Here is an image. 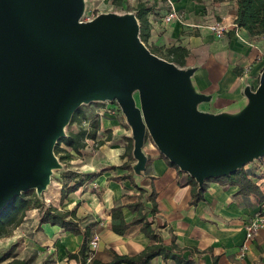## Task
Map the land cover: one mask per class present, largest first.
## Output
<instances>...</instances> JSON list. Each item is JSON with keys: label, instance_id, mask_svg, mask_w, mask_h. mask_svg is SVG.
Instances as JSON below:
<instances>
[{"label": "water", "instance_id": "95a60500", "mask_svg": "<svg viewBox=\"0 0 264 264\" xmlns=\"http://www.w3.org/2000/svg\"><path fill=\"white\" fill-rule=\"evenodd\" d=\"M85 0H0V212L29 190L42 195L58 140L82 105L117 101L131 129L133 169L156 148L203 187L264 157V68L236 113L199 105L195 67H179L140 38L134 11L83 20Z\"/></svg>", "mask_w": 264, "mask_h": 264}, {"label": "crops", "instance_id": "0c3cea01", "mask_svg": "<svg viewBox=\"0 0 264 264\" xmlns=\"http://www.w3.org/2000/svg\"><path fill=\"white\" fill-rule=\"evenodd\" d=\"M134 1L135 7L140 1L151 7L147 15L150 48L165 50L173 45L188 48L185 68H196L192 77L195 89L212 95L211 101L200 104L199 108L212 113L240 111L247 101L246 86L256 84L264 68V36L253 37L236 23L237 0H175L181 19L169 25L162 22L171 9L165 0ZM217 22L228 25L222 37L210 28ZM100 123L97 140L87 139L86 147L77 154L81 156L70 160L73 163L78 159V164L67 168L82 174H94V177L81 181L78 189L61 201L63 188L74 185L76 180H63L60 173L54 188L44 194L50 201L47 206L76 210L77 217L83 219L82 226L98 222L91 225V238L97 234L100 240L94 259L109 262L113 252L134 255L151 243L140 225L131 226L124 235L112 230V207L136 201L140 188H143L145 212L153 221V227L167 246L175 241L179 247L185 248L186 258L191 256L198 264H215V259L217 264H264V226L250 240L245 234L246 222L264 215V199L255 193L244 195L239 192V186L225 184L222 179H210L205 182V199L191 204L189 179L192 177L171 163L149 140L144 148L148 157L144 172L137 174L134 169H115L127 160L123 154L132 135L131 129L122 118L103 116ZM107 136H110L109 140L97 145L98 140ZM89 140L97 146L94 151L88 148ZM135 162L136 159L132 166ZM261 164L262 168L249 164L245 170L264 193V160ZM128 172L132 173L133 182L111 179ZM153 189L157 193L155 215L150 213L153 204L149 195ZM32 210V215L25 216L13 231L17 232L16 239H22V244L17 245L19 249H15L16 257L35 256L33 264H94L91 260L82 263L79 258L70 256L79 252L84 241L83 233H74L51 223L41 224L43 213L37 212L39 208ZM123 214L129 222L137 213L124 206ZM44 254L46 256L40 260ZM149 264L178 262L157 256Z\"/></svg>", "mask_w": 264, "mask_h": 264}, {"label": "trees", "instance_id": "16d2710c", "mask_svg": "<svg viewBox=\"0 0 264 264\" xmlns=\"http://www.w3.org/2000/svg\"><path fill=\"white\" fill-rule=\"evenodd\" d=\"M124 0H113L115 6H120ZM238 9L236 23L244 27L251 36H264V0H237ZM134 12L140 23V38L148 46V39L150 36V22L148 19V13L151 7L148 6L146 2H139L134 8ZM149 47V46H148ZM149 49L157 54L158 56L175 63L179 67H185L186 57L189 55V50L183 45H173L165 50H159V48ZM88 121V127H85L83 122ZM77 124V128H73L72 125ZM67 136L62 137L58 140L55 147V153L59 156L61 161H70L74 158V154L62 147L63 143L66 147H70L75 153L80 154L82 149L87 145V139L97 140L98 132L101 128L100 119L97 116H89L86 110L80 107L74 113L70 124L67 126ZM110 136H107L104 140H98L97 145H102L106 140H109ZM123 158L127 160L120 166H115L114 168L126 169L128 171L133 170L132 163L135 161L133 156V139L130 137L126 143L125 153ZM61 177L63 180L70 181L75 179L74 185L67 186L63 188L61 201H63L68 193L78 189L81 181L86 179H91L94 174H82L80 172L74 171L72 169H64L61 172ZM115 181H122L124 179H130L133 182V175L131 172L125 173L120 177L111 178ZM225 184L239 186L240 193L244 195H250L255 193L264 199V193L260 190L259 186L254 183L249 177V173L245 170V167L237 170L234 174L229 176H222ZM189 183L192 185V198L191 204H197L201 200H204V193L206 191L207 184L205 183L203 187H199L198 182L190 178ZM67 184L64 186L66 187ZM141 192L137 197V200L126 205H116L111 209L112 216V230L120 235H124L131 226L140 225L141 231L151 240V243L146 246L142 251L134 255H121L113 252V258L109 262H101L100 260L92 259L94 264H149L150 261L157 257L162 256L163 258H173L178 264H198L191 256L185 257V248L179 247L175 241L172 242L170 246H167L163 242V238L160 233L153 227V221L149 220L148 212H145L144 204V193L145 190L140 188ZM157 193L153 189L152 193L149 195V199L152 201V208L150 210L151 214L157 213ZM126 206L130 210L136 212V216L132 221H126L123 214V207ZM33 208H39L41 210L42 223H51L52 225H59L65 229L74 233H83L84 241L78 253H71L70 256L73 258H79L82 263L87 261L88 255V245L92 236L91 225L98 223L97 221L86 226H82L83 219H79L76 215V210L67 211L60 210L55 206H47L43 208V202L37 195L35 190H29L24 192L22 195L12 199L8 205L0 212V238L10 236L14 229L18 227L24 217L26 212ZM16 245L10 248L6 253L0 257V264L6 260V264H33L35 261V256L29 258L20 259L15 256ZM199 252L198 250H195ZM215 264H217V259H215Z\"/></svg>", "mask_w": 264, "mask_h": 264}, {"label": "rangeland", "instance_id": "374dc122", "mask_svg": "<svg viewBox=\"0 0 264 264\" xmlns=\"http://www.w3.org/2000/svg\"><path fill=\"white\" fill-rule=\"evenodd\" d=\"M135 5L136 4H135L134 0H125V2L123 1V3L120 6H115L113 4L112 0H85V13L83 15V19L87 20L88 18H93V17H95L96 15H98L101 12H115V13H118V14H124V13L129 12V11H134L133 8L135 7ZM258 82H259V80H258ZM258 82L256 83L257 85H258ZM256 84L252 85L251 88L255 89V87L257 86ZM246 100H247V98H246ZM104 105H105V102H93V103H90V104H84L81 107H82V109L86 110V112H87V114H89V116H96L95 115L96 114V110H98L100 107H102ZM122 119H123V121L126 122L125 116L122 117ZM83 124H85V122H83ZM72 127L73 128H77L78 125L77 124H73ZM67 128L68 127H66V133H67ZM88 143H89V147L88 148L91 149L90 151H94L97 148V146L91 140H89ZM61 146L65 147L68 150H70L74 154V157L81 156V155H77V153H75L70 147H66L63 143L61 144ZM145 146H146V144H145ZM61 162L64 165V169H67V168H73V166L77 165L79 161L77 159L73 163L71 161H61ZM64 169L55 170L54 175L52 177V181L49 184L48 189L45 191V193L48 192L49 190H51L52 188H54L55 181L58 179L59 174ZM44 194H42V195H38L37 194L40 197V199L42 200V202H43V208H45L47 206V204H49V202H50V201L46 200V197H45ZM33 212H34V210H32V209L28 210L26 212V216H31ZM37 212L40 213L41 212L40 209ZM16 238H17V232L15 231V232L12 233L11 236H8V237L0 239V257L2 256V254L6 250H8L10 247L12 248L14 245H16V250L19 249V247H17V245L18 244L19 245L22 244L21 243L22 239H16ZM44 241H45V239H44ZM28 246H29L28 250L31 251L29 244H28ZM45 256H46L45 254L40 256V260L43 259Z\"/></svg>", "mask_w": 264, "mask_h": 264}, {"label": "built area", "instance_id": "2783aa9c", "mask_svg": "<svg viewBox=\"0 0 264 264\" xmlns=\"http://www.w3.org/2000/svg\"><path fill=\"white\" fill-rule=\"evenodd\" d=\"M168 5L170 6V12L167 13L163 19V24L164 25H169L171 22H173L176 19H181V16L179 15V12L177 8L175 7V0H165ZM94 18V17H93ZM92 18H88L87 20H90ZM84 20V19H83ZM236 26V24H235ZM210 28L216 32L218 37H222L224 32L227 30L228 25L225 23L217 22L213 25L210 26ZM237 35L243 39L240 34L237 33ZM258 82V81H257ZM256 82V83H257ZM257 85V84H256ZM99 119H101L103 116L105 117H110L114 119L120 120L122 117H124V114L122 112V109L120 105L117 103V101H105V105L100 107L98 110H96L95 114ZM85 127H88L89 122L84 121ZM150 142L151 139H148ZM264 160V157L258 160H255L254 162L250 164H256L258 168H262L261 161ZM247 166V165H246ZM249 166V164H248ZM264 226V215L258 216L256 218H253L249 221L246 222L245 224V234H246V239L250 240L254 237V235ZM100 240L97 234H94V236L91 238L89 241L88 245V250H87V255L88 258L87 260L90 261L94 258L95 253L97 252L99 248Z\"/></svg>", "mask_w": 264, "mask_h": 264}]
</instances>
